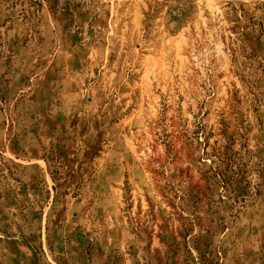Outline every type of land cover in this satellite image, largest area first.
<instances>
[{
	"label": "rangeland",
	"instance_id": "374dc122",
	"mask_svg": "<svg viewBox=\"0 0 264 264\" xmlns=\"http://www.w3.org/2000/svg\"><path fill=\"white\" fill-rule=\"evenodd\" d=\"M0 264H264V0H0Z\"/></svg>",
	"mask_w": 264,
	"mask_h": 264
}]
</instances>
